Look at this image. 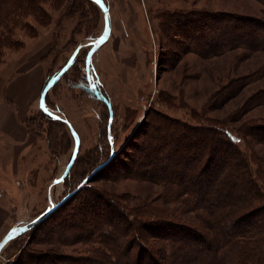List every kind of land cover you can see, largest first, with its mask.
Returning a JSON list of instances; mask_svg holds the SVG:
<instances>
[{"label":"rangeland","instance_id":"1","mask_svg":"<svg viewBox=\"0 0 264 264\" xmlns=\"http://www.w3.org/2000/svg\"><path fill=\"white\" fill-rule=\"evenodd\" d=\"M103 1L110 10L111 37L91 57L89 83H83L80 89L71 88L69 85L72 79L74 82L77 81L75 78L79 77L83 80L84 52L82 55H79V52L85 49L87 60L91 49L89 42H94L101 36L105 24L101 8L98 6L99 10L95 5L83 0H44L41 5L50 17L48 25L41 26L33 17H28L27 22L38 29L37 37L31 38L27 35V31L16 29L15 34L24 42V48L20 51L8 52L4 63L0 65V78L10 76L16 84L28 82L31 86L34 72L40 67H43L46 77L39 85L38 97L27 109L24 122L30 120L31 123L32 120L40 134L38 137L32 133L37 147L34 159L26 165L28 175L22 176L23 178L16 177L15 181L11 177L4 176L1 182L4 187H0V201L6 200L11 206H15L16 210L13 207V212L18 210L19 199L22 203L20 219L15 220L11 228L25 225L47 210L49 188L54 181L64 175L71 162L76 140L72 136V144L71 138L67 135L66 124L67 128L43 117L40 112L43 110L40 107V97L47 79L52 80L78 48H80L77 54L80 56L79 61L49 90L48 102L45 101L47 112L54 116V119L67 120L79 136L80 142L79 159L71 171V177L51 188L53 204H58L69 191V187H76L88 174V168L93 163L91 159H100V152L96 148L99 141L102 142L105 150L107 147L104 133L106 108L96 95L84 92L82 86H89V90L90 85L95 86V90L91 89L95 93L98 92L96 84L98 82L113 106L115 113L110 135L114 150L118 153L116 160L110 164V168L108 167V171H102L84 185L88 186H85L88 189L104 191L115 196L138 194L151 200L160 193V187L153 183L126 179L125 167L115 165L121 155L122 160H125L127 154L133 152V146L137 143H134L133 139L140 134L139 132H144V126L149 127L158 120L157 114L164 115L171 123L175 120L190 125L227 121L229 127L226 129L231 131L244 121L264 119V105L249 111L243 118L238 117L240 114L238 113L234 116L236 121L231 117L234 112H238L253 92L264 89V51L235 49L223 55L207 53V51L204 52L207 54H204L195 47L198 42V39L194 38L196 33L186 25L187 22H190L189 25L195 23L202 25L197 16L204 13H214L217 17H220V14L263 17V8L259 2L256 0ZM173 19H177V22ZM35 65L37 67L34 68ZM26 72H29V75H23ZM254 72H258L256 73L258 75L251 78L252 81L262 77L249 84L237 96L228 97L224 89L231 81H235L238 77H248ZM86 77L88 78V75ZM241 147L246 148L243 143ZM252 148L257 156L264 160V145L254 144ZM95 152L98 155H95ZM246 153L248 154V151ZM134 159L127 165H131L132 172L138 173L140 168L146 172L148 164H144L148 160H144L136 152ZM8 172L10 169L6 171ZM242 175L238 176L241 180ZM22 186L27 191L21 196L17 187ZM235 190L233 194L230 193L232 196L239 195L240 190ZM83 197L80 196L81 199ZM226 199L227 195L224 196V200ZM222 202L224 201H220V204ZM77 203L78 201H74L65 212H69ZM57 222L46 221L40 226V230L37 226V229L31 230L26 233L27 235L24 234L26 236L20 240L14 243L12 240L0 254V264H18L20 258L27 259L25 255L30 251L49 256L54 249L63 252L75 250L74 247L64 250L50 240V228L62 232L60 229L63 225L56 226ZM117 230L122 232L120 228ZM33 233L36 235L32 236ZM31 237L34 240H31ZM24 248L27 251L23 253L21 249Z\"/></svg>","mask_w":264,"mask_h":264},{"label":"trees","instance_id":"2","mask_svg":"<svg viewBox=\"0 0 264 264\" xmlns=\"http://www.w3.org/2000/svg\"><path fill=\"white\" fill-rule=\"evenodd\" d=\"M83 1L100 10L91 0ZM256 1L263 8V17L238 14L217 17L214 13H204L197 16L202 25L187 22L186 25L196 33V49L220 55L235 49L264 51V0ZM43 2L0 0V65L8 52L24 48V42L15 34L16 29L27 31L31 38L37 37L38 29L27 22L28 17H33L41 26L48 25L50 17L41 5ZM173 21L177 22V19ZM83 52L85 73L83 80L75 78L74 74L77 81H69L74 89L89 83L85 63L87 52L83 49L79 55ZM79 55L68 71L79 61ZM256 73L231 81L224 92L231 98L237 96L262 77L252 81L251 78L258 75ZM48 82L49 79L45 86ZM96 84L100 97H95L104 104L107 112L104 126L106 150L99 141L96 148L100 159H91L93 163L88 174L76 187H69L58 202L61 205L44 221H59L56 226L63 225L58 228L61 233L55 228L49 229L53 244L64 250L73 247L75 250L54 249L49 256L30 251L25 255L27 259L20 258L18 264H264V160L252 148L254 144L264 145V119L244 121L231 131L226 129L229 127L227 121L190 125L175 120L171 123L164 115L157 114L158 120L149 127L144 126V132H139L133 139L134 143L137 142L135 146L131 145L133 152L127 154L125 160L121 155L115 165L125 167L126 179L153 183L160 187V193L151 200L138 194L115 196L88 189L86 185L79 188L88 178L108 171L118 155L114 150L115 155L111 158L112 146L108 138L110 110L103 101L108 97L100 84ZM82 89L87 94L96 95L89 86H82ZM45 101L48 102L47 95ZM263 105L264 89L253 92L231 117L236 121L234 116L238 113V117L243 118L249 111ZM112 109L114 115L113 106ZM40 112L46 120L67 128L63 120L54 119L47 111ZM25 126L39 137V130L32 120L31 123L27 120ZM67 135L73 144L68 128ZM46 141L49 143L48 139ZM241 143L246 148L243 149ZM134 152L148 160L144 164H148L146 172L140 168L135 173L130 169L131 165L127 166L130 160L133 162ZM79 155L63 183L71 177ZM103 164L105 166L96 171ZM240 174L242 180L238 177ZM77 189L72 197L63 201ZM235 189L240 190L239 195L232 196ZM81 195L84 196L82 199ZM74 201H78L76 206L65 212ZM220 201L224 202L220 204ZM44 222L38 225L39 230Z\"/></svg>","mask_w":264,"mask_h":264},{"label":"crops","instance_id":"3","mask_svg":"<svg viewBox=\"0 0 264 264\" xmlns=\"http://www.w3.org/2000/svg\"><path fill=\"white\" fill-rule=\"evenodd\" d=\"M23 75H29V72ZM45 78L43 67L35 70L31 86L28 82L16 84L10 76L0 78V187L3 186L1 182L4 176L11 177L15 181L16 177L23 178L28 175L26 165L34 159L37 144L24 122L27 109L38 97L37 90ZM26 79L29 81L28 78ZM9 169L10 172L6 173ZM22 184L25 186L24 183ZM23 186L17 187L21 196L27 191ZM17 205L18 210L13 212L15 206H11L9 201H0V240L14 225L15 220L20 219L22 205L20 199Z\"/></svg>","mask_w":264,"mask_h":264},{"label":"water","instance_id":"4","mask_svg":"<svg viewBox=\"0 0 264 264\" xmlns=\"http://www.w3.org/2000/svg\"><path fill=\"white\" fill-rule=\"evenodd\" d=\"M91 1L96 3L101 8V10L103 11L104 17H105V24H104V31L101 34V36L98 39H96L94 42H89V45H91V49L88 52V56H87V60H86V71H87V75H88V80L90 79L89 78V71H90V59H91V57L94 55L95 52H97L104 44H106L109 41V39L111 37V33H112V23H111V16H110L109 8L107 7V5L105 4V2L103 0H91ZM79 50H80V48H78L72 54V56L69 58L67 64L63 67V69L54 78H52V80H50L48 82V84L45 86V88L43 89L41 97H40L41 109L46 110V108H45V97H46L47 93L49 92V90H51V88L53 86H55L60 81L62 76L72 66L75 58L77 57ZM90 87H91L90 89H93V90L96 89V87L93 85H91ZM95 94L97 97H100L97 92H95ZM103 101L108 105L109 110H110V120H109L108 128H109V140L111 141L110 129H111L112 121H113V109H112L111 103L107 99H103ZM64 122L68 126V128L71 132V135L76 140V145H75V149L73 152L71 162H70L66 172L64 173V175H62L59 179L54 181L53 184L51 185V187L49 188V191H48L49 206H48L47 210L43 214L38 216L36 219H34L33 221L28 222L25 225H19V226H15V227L11 228L8 231V233L0 240V254L2 253L4 248L12 240H15V239L19 238L20 236H22V235L30 232L31 230L35 229L38 225H40L45 219H47L61 205V203L53 204L51 202V188L53 185L61 183L64 180V177L68 174L70 168L73 166V164L75 162V159H76L78 151H79V145H80L79 136L77 135L76 131L73 129L72 125L67 120H64ZM110 144L112 146V153H111V158H112L115 155V152H114L113 143L111 142ZM103 166H105V164L98 167L96 171L101 169ZM89 180L90 179L88 178L84 183L81 184V186L79 188L84 186V184L87 183ZM78 189L76 191H74L72 194H69L68 196H66L63 201L72 197L78 191Z\"/></svg>","mask_w":264,"mask_h":264}]
</instances>
